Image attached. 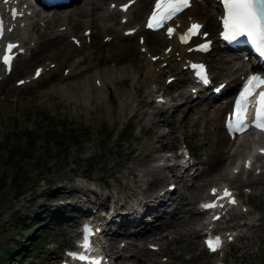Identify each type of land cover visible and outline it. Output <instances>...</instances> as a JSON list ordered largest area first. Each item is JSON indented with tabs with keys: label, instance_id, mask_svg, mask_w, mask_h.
Here are the masks:
<instances>
[{
	"label": "rangeland",
	"instance_id": "1",
	"mask_svg": "<svg viewBox=\"0 0 264 264\" xmlns=\"http://www.w3.org/2000/svg\"><path fill=\"white\" fill-rule=\"evenodd\" d=\"M115 38L117 37H113L114 41ZM113 43L114 42L112 41V44ZM109 45L111 44H108L107 46ZM130 50L136 51L134 47L133 50ZM106 52H108L109 54L106 55ZM101 54V60L105 59L109 55L115 58L113 53L108 50V47H105ZM127 54V52L118 53V59H132L127 57ZM54 57L57 58V55ZM119 94V90L114 91L112 95L106 98V103H104L102 106L95 105L92 101V97H89V95H87V100H84L83 97H79V100L71 103H65V97L56 98L53 96H48L43 101L46 103L45 106L33 105L32 99L27 100L26 98H24L23 94H20L19 96L16 95V97L19 98L17 101L5 97L4 100L0 102V212L3 210L4 205L7 204L5 195L8 192H12V194H14L15 192H18L20 190L27 189L29 185L38 181V176H43L49 178L50 180L54 178H60L61 176L65 175V169L67 168L66 164L70 163L71 161L70 157H73V154L75 152L82 153V150L80 148L78 149V146L70 145V142L68 141L69 137L63 136L60 141L57 140L60 134L54 132L55 130L53 128L58 129L59 125L57 127H54V123L61 124L62 121H65L68 124V120L75 124L87 122L91 125V127L95 126L97 129H99L96 124L100 122V130H102L104 124L103 120H108L107 112L104 107L105 104L108 103L107 99ZM45 108L48 109L52 116H49L48 113L44 112V115L41 116L40 113L35 118L28 116V113H26L28 110L40 111L41 109L45 110ZM116 116L118 118L122 116V109L120 106L116 110ZM61 118L65 119L62 120ZM48 119H51L52 121L51 126H49L47 122L44 123V121ZM43 123V129L46 128L47 130L41 133L43 129L39 130V127ZM68 125L69 127L73 128V124ZM114 125L115 121L113 120V129ZM87 127L88 125H86L84 129H76L77 132L75 133V136L70 137L71 142H76L79 137V132L82 133L85 131L87 133ZM147 129L149 128L145 124V122H140V132H143L145 134L148 131ZM158 130L159 129H156L154 131L157 132ZM25 132H30V134H32L31 140L26 146L25 143L23 145H20L21 142H19L18 140V136L24 134ZM127 134V132H124L120 135V137L127 136ZM8 136L10 137V139H7ZM105 137L106 139L110 138L106 135ZM117 137H119V135H117ZM101 139L102 134L95 132L93 134L92 140H88L86 143L82 140L81 145L87 144L89 147H94L96 142L100 141ZM3 143H5V145H3ZM8 147H11L18 153V155L11 156L9 158L10 162L9 159L5 160L7 156L6 149ZM114 154L115 151L113 147L109 146L108 149L105 148L104 153H102V160L105 162V166H107L108 164H112L113 168L118 170V172H120L121 174V170L129 171L128 168H130L131 166L132 168H135L131 164L127 168L123 167L120 161H117V159H115ZM147 158V156L143 157L142 155H139L138 157H134L133 160L135 163H137V165L144 166L145 164H147ZM86 163L87 161H79L78 165L84 166V170L86 171ZM92 171L99 174V178H104V176L107 174L104 170H101L99 168H95ZM219 171L220 169L214 170V172L211 173H204L205 175L197 179L196 182L203 181L211 176H217ZM12 176H16V178H12ZM262 181H264V175H262L258 180V182ZM5 182H7V185H5ZM134 182H136V179H134ZM17 185L20 186L14 189ZM120 185L121 183H119V186ZM82 189L84 190V188ZM116 196H120V194H116ZM254 199L256 200L255 205L259 209V212L261 214V222L260 224H256L255 226L249 221V223L245 225L242 236L236 238L233 244L229 246L221 256L226 264H264V193L256 195ZM184 213L185 210L177 211V213H175L174 215H171L170 213L171 217L167 220V222H169L171 225L172 223H174V225H172V227H164L168 228L166 239L169 238L170 241L162 248V252L164 253V255L171 257V261L168 262L166 260L165 262H163V264H212L213 259L211 258V256L204 255L201 251L196 253L197 249L195 247L199 239L194 235L195 231L193 229L190 230V232L185 231L188 230V226L184 223H188L192 219V217L189 215L184 217ZM0 215V221H3L8 214L0 213ZM164 217L161 218L159 223L165 222ZM178 231H180V235H177ZM160 232L164 234L163 230L159 231L158 234ZM150 233L153 234V232L151 231ZM7 234L8 232L0 235V249L4 246L9 245L10 243V239L6 237ZM189 238L193 239V245L191 244L192 241ZM150 240L153 241L155 240V238L152 236ZM188 241L189 243H187ZM125 246L128 248L122 250L124 253H135L133 250L134 247H132L135 246L134 240L126 241L125 245L122 246V248H124ZM190 246L191 249H193V251L195 252L194 255H192V252L190 250H188L187 252H180L178 253L179 255H175L173 253L169 255L166 250L167 247H174V249L179 248V251H182L186 250V248ZM135 249H137V251L144 249L145 251H142L141 254H136V256L141 257V262L139 264H143L145 260L148 261L153 259L150 256L158 258V256H156L158 255V251H155V253H153L149 249H146L145 247L143 248L141 244L139 246H135ZM117 251L119 252L121 251V249L118 248ZM35 252L36 249L34 247L31 250L29 249L26 254L23 255L25 260L20 262V264H38L39 260L33 258L35 256ZM2 257L0 258V263H2ZM137 260L139 259H135L134 254H130L127 255V257L122 258V260L119 259L118 261H116V264H122L123 261L125 264H138ZM3 264L16 263L13 259L12 261L6 260Z\"/></svg>",
	"mask_w": 264,
	"mask_h": 264
},
{
	"label": "snow or ice",
	"instance_id": "2",
	"mask_svg": "<svg viewBox=\"0 0 264 264\" xmlns=\"http://www.w3.org/2000/svg\"><path fill=\"white\" fill-rule=\"evenodd\" d=\"M7 2V0H5ZM226 15L223 18L224 32L223 36L225 40H234L238 36L246 35L251 43L256 47V50L261 56H264V0H223ZM190 6V0H157L154 10L149 17L147 27L153 30H158L164 27V25L177 16L179 12H182L185 8ZM115 7V5H113ZM125 9L127 5L124 6ZM13 18L16 17V10L12 12ZM199 24H192L188 28L187 32L180 36V40L183 43H187L188 40L198 34L200 29ZM174 32L173 28L168 29L169 36H172ZM0 34H2V28H0ZM17 47L16 45L9 44L7 52L11 53L12 49ZM200 50L206 51L207 45L200 46ZM11 55L3 56V63L11 70ZM41 70H37L36 75L39 76ZM201 78L207 82L206 76L201 74ZM24 83V81H20ZM260 85H264V79L258 76H252L248 79L245 87L239 94L236 102V121L235 124L229 121L230 127H235L237 131L243 130L245 124L244 113L248 107V97L251 96L255 89ZM257 121L264 120V92H261L257 101V109L255 114ZM258 127L264 128V124L258 123ZM215 194V190H213ZM225 195L230 196V193L225 190ZM235 203L234 200L230 201ZM216 205L206 204L203 205L205 208H213ZM218 218V217H217ZM220 243L219 237L216 238V244ZM84 248L89 247L88 239L85 237ZM209 247L215 251L212 246V242L209 241ZM81 260L87 259L86 256H80ZM99 264V262H95Z\"/></svg>",
	"mask_w": 264,
	"mask_h": 264
},
{
	"label": "bare ground",
	"instance_id": "3",
	"mask_svg": "<svg viewBox=\"0 0 264 264\" xmlns=\"http://www.w3.org/2000/svg\"><path fill=\"white\" fill-rule=\"evenodd\" d=\"M142 5H143V2H141V3L138 4V5H136V7H135L136 10H139V9L142 7ZM103 30H105V31H109V32L112 34L111 41L114 42L113 37H117V34H116L117 29H116L115 27H103ZM122 38H125V37H122ZM147 44H148L151 48L154 47L151 41H149ZM167 44H170V45H171V49H170V51L168 52L169 60L171 59V57H172V55L174 54V52L177 51V52H178V56L180 57V59H179V61H176V62H174V63H176V64L179 65V62H180V61L183 59V57L185 56L184 48H183V47H179V46L175 47V46L171 43V41H168ZM124 48H125V47H124ZM128 48L133 50V47H128ZM53 50H54V51H57V50L54 49V48H53ZM54 54H56V55L58 56L59 52H54ZM56 55H54V56H56ZM54 58H55V57H54ZM55 59H58V57L55 58ZM46 62H47V61H46ZM48 62H52V60L49 58V59H48ZM145 66H146L147 68H148L149 66H151V61L147 59V60L145 61ZM21 67H22V68H25V67H26V64H25V63H22V64H21ZM95 73H97V72H95ZM152 75H153V73H152V71H151L150 75H147V78L150 79V76H152ZM85 78H86V77H85ZM81 81H82V83H85V82H87V79H81ZM86 97H87V95H86ZM81 99H82V98H81ZM83 99H84V98H83ZM84 100H85V99H84ZM86 100H87V98H86ZM81 102H82V101H81ZM83 103H85V102H83ZM86 103H87V102H86ZM84 105H85V104H84ZM86 105H87V104H86ZM213 152H214V159H213V162H212V164H211L210 166L212 167V170H216L220 158H219V152H217V150H216L215 148L213 149ZM209 164H210V163H209ZM173 175H174L175 178L177 177V175H175V174H173ZM169 182H170V181H169ZM81 191L84 192V190H82V188H81ZM156 198H157V199H160V200H163V198L161 197V194H160V195H156ZM177 211H180V209H177V210H175V211L172 210V211H171V215H174L175 213H177ZM163 213H164L163 211H154L153 213L148 214V216H149V218H150V222H149V223H151L155 218H157L156 223L154 222L153 225L151 226V232L157 231L158 229H160V228H162V227H168V226H169V227H172V225H174V223H172V225H171L169 222H167V223H159V221L161 220V218L164 217V214H163ZM121 217L125 219V217H124L123 215H121ZM159 234H160L159 236L163 235L161 232H160ZM177 235H180V231H178V234H177ZM154 238H155V240H153V241H156V240H157V235L154 236ZM125 243H126V242H124V243H122V244L125 245ZM111 245H112V244H111ZM165 261H166V260H164L163 262H165ZM153 263H154V258L151 259V260H149V264H153Z\"/></svg>",
	"mask_w": 264,
	"mask_h": 264
}]
</instances>
